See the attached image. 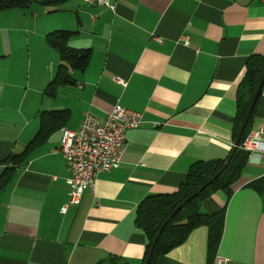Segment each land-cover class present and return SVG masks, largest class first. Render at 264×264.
I'll return each mask as SVG.
<instances>
[{
  "label": "crops",
  "instance_id": "obj_1",
  "mask_svg": "<svg viewBox=\"0 0 264 264\" xmlns=\"http://www.w3.org/2000/svg\"><path fill=\"white\" fill-rule=\"evenodd\" d=\"M108 4L0 12V163L24 158L0 193V264H141L138 204L175 192L192 164L225 160L234 148L245 64L264 56V0ZM57 30L73 32L67 47L89 50V59L48 91L60 61L45 36ZM259 95L248 134L264 128V85ZM116 105L141 114V127L126 132L118 168L61 213L71 177L53 152L61 130L77 129L85 113L103 120ZM232 189L199 202L200 213L224 216L215 253L200 226L156 264H264V158L247 155Z\"/></svg>",
  "mask_w": 264,
  "mask_h": 264
},
{
  "label": "trees",
  "instance_id": "obj_2",
  "mask_svg": "<svg viewBox=\"0 0 264 264\" xmlns=\"http://www.w3.org/2000/svg\"><path fill=\"white\" fill-rule=\"evenodd\" d=\"M69 0H0V12L5 10H28L33 4H38L45 8H56L67 3ZM55 10V9H54ZM74 33L66 30H57L45 36L47 45L57 52L59 57L58 73L54 81L48 86V91L54 89L59 84L71 83V77L67 69L82 71L89 59V50H79L67 47V41ZM264 75V56L252 55L245 64L244 77L238 87L237 113L233 127V140L236 141L239 131L247 117L253 97L258 89ZM260 95L258 96V98ZM258 101V99H257ZM257 103V102H256ZM256 104L251 112L245 132L243 133L239 145L249 132V127L255 114ZM227 159L212 162L198 161L191 165L186 179L178 189L171 194L152 195L144 198L137 206L135 212V225L146 237V249L141 264H146L152 243L162 225L175 209L183 203L190 195L204 186L212 179L225 165L232 154L230 162L222 173L210 185L205 187L194 199L185 205L166 224L154 247L149 264H156L158 258L165 256L173 248L182 244L190 233L200 226L208 229V251L215 253L223 229V213L202 214L199 210V202L208 196L215 189L225 191L226 195H231L232 186L238 180L241 170L244 167L247 155L238 147ZM23 155H9L1 161L4 165L0 172V193L9 184L17 166L23 162ZM97 264H126L115 257H109L106 261Z\"/></svg>",
  "mask_w": 264,
  "mask_h": 264
},
{
  "label": "built area",
  "instance_id": "obj_3",
  "mask_svg": "<svg viewBox=\"0 0 264 264\" xmlns=\"http://www.w3.org/2000/svg\"><path fill=\"white\" fill-rule=\"evenodd\" d=\"M88 5L109 6L108 0H84ZM126 87V81L115 79ZM141 114L116 105L110 113L99 120L85 113L79 127L75 130L62 129L59 147L53 151L65 160L71 177L68 185V200L61 208L64 213L68 207L80 204L86 192H92L96 177L118 168L126 146L125 134L141 127ZM238 148L246 155L264 158V128L250 132ZM213 264H226L217 257Z\"/></svg>",
  "mask_w": 264,
  "mask_h": 264
},
{
  "label": "water",
  "instance_id": "obj_4",
  "mask_svg": "<svg viewBox=\"0 0 264 264\" xmlns=\"http://www.w3.org/2000/svg\"><path fill=\"white\" fill-rule=\"evenodd\" d=\"M263 85H264V75L261 79V82L258 86V89L253 97V100H252V103L250 105V108H249V111H248V114H247V117L246 119L244 120V123L240 129V132L238 134V137L235 141V144H234V148H233V151L232 153L234 152V150L238 147L239 143H240V140H241V137L245 131V128L247 126V122L249 120V117L251 115V112L253 111L254 107H255V104L257 102V99H258V96L263 88ZM231 157H232V154L230 155L229 159L226 161L224 167L212 178L210 179V181H208L204 186H202L199 190H197L195 193H193L192 195H190L183 203H181L176 209L175 211L168 217V219L166 220V222L162 225L160 231L158 232V234L156 235L155 239H154V242L152 243L151 245V248H150V251H149V255H148V258H147V262L146 264H149L150 260H151V256H152V253H153V250H154V247L156 245V242L157 240L159 239V236L161 235V232L163 231L164 227L166 226V224L175 216V214H177L185 205H187L192 199H194L205 187H207L208 185H210L216 178L219 177V175L222 173V171L224 170V168L227 166V164L230 162L231 160Z\"/></svg>",
  "mask_w": 264,
  "mask_h": 264
},
{
  "label": "rangeland",
  "instance_id": "obj_5",
  "mask_svg": "<svg viewBox=\"0 0 264 264\" xmlns=\"http://www.w3.org/2000/svg\"><path fill=\"white\" fill-rule=\"evenodd\" d=\"M33 5H38V4L35 3V4H33ZM33 8H35V6H33Z\"/></svg>",
  "mask_w": 264,
  "mask_h": 264
}]
</instances>
